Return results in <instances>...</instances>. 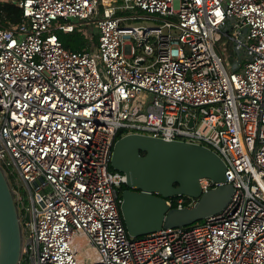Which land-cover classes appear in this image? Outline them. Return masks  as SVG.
<instances>
[{"label":"built area","instance_id":"obj_1","mask_svg":"<svg viewBox=\"0 0 264 264\" xmlns=\"http://www.w3.org/2000/svg\"><path fill=\"white\" fill-rule=\"evenodd\" d=\"M4 1L22 9L0 25V167L17 181L16 264H264V0ZM141 18L157 23L126 24ZM90 25L97 43L78 51L56 33L89 37ZM119 132L209 147L230 199L191 225L129 236L126 176L109 169Z\"/></svg>","mask_w":264,"mask_h":264},{"label":"water","instance_id":"obj_2","mask_svg":"<svg viewBox=\"0 0 264 264\" xmlns=\"http://www.w3.org/2000/svg\"><path fill=\"white\" fill-rule=\"evenodd\" d=\"M109 165L126 176L119 211L127 234L133 237L191 225L216 214L233 192L225 179L223 159L198 143L126 133L114 141ZM201 178L218 185L202 191ZM173 196H186L194 202L172 207L166 200ZM20 248L16 201L0 167V264H16Z\"/></svg>","mask_w":264,"mask_h":264},{"label":"rangeland","instance_id":"obj_3","mask_svg":"<svg viewBox=\"0 0 264 264\" xmlns=\"http://www.w3.org/2000/svg\"><path fill=\"white\" fill-rule=\"evenodd\" d=\"M1 1V0H0ZM118 3H120V1H118ZM125 13H129L128 10H125ZM130 13H138L140 14V11H137V10H133L131 11ZM73 22H78L77 19H74ZM157 22L152 20V19H147V18H141V19H130L126 22V24L130 25V26H139V25H152V24H156ZM85 26H82V25H79L78 28L79 29H82L84 28ZM94 30V27L92 25H90L88 27V32H92ZM76 31V30H75ZM56 33L58 35L61 36V38L64 40V42L68 43L69 45H75V46H78L80 43H82L84 45V47L86 45H89L90 43H93V44H96L97 43V34L96 32L91 33V36H90V33H88L89 37L88 36H85L83 35L81 32H62V31H56ZM91 37V38H90ZM223 41V40H222ZM135 43V46H136V51L137 52H140L141 49L140 47H138L136 45V42L134 41ZM83 47V48H84ZM217 47L220 49V51L222 52L223 56L226 58V60L231 63V61L233 60V57L232 55L234 54V52H231L229 50V46H227V41H225L224 44H220L219 42L217 43ZM82 48V49H83ZM81 49V50H82ZM9 179H10V185L11 186H14V187H17V181L16 179L13 177L12 174L9 175ZM19 190L20 192L24 195V196H27V193L26 191L20 186L19 187ZM191 201V199H190Z\"/></svg>","mask_w":264,"mask_h":264},{"label":"trees","instance_id":"obj_4","mask_svg":"<svg viewBox=\"0 0 264 264\" xmlns=\"http://www.w3.org/2000/svg\"><path fill=\"white\" fill-rule=\"evenodd\" d=\"M21 17H22V9L18 5H16L13 2H10V1H4V0L0 1V25L1 26H7L10 23H17L21 20ZM75 30L77 31V29L74 28L71 32H76ZM77 32L79 33V31H77ZM58 38L64 47L69 48L71 50L78 51L84 47V45L82 43H80L78 46L69 45L68 43L64 42V40L61 38L60 35H58ZM119 135H121L120 132L117 134V138L119 137ZM141 154H143V152H141ZM109 169L114 171V169H112L110 167V165H109ZM124 188H125V185L123 184V185H121L119 190L121 191ZM176 197L177 196H173L170 198L172 207L176 206V202H175ZM182 197H184V205H188L189 204V198L186 196H182Z\"/></svg>","mask_w":264,"mask_h":264},{"label":"crops","instance_id":"obj_5","mask_svg":"<svg viewBox=\"0 0 264 264\" xmlns=\"http://www.w3.org/2000/svg\"><path fill=\"white\" fill-rule=\"evenodd\" d=\"M91 32V31H90ZM94 32H95V30H93L91 33H93L94 34Z\"/></svg>","mask_w":264,"mask_h":264},{"label":"bare ground","instance_id":"obj_6","mask_svg":"<svg viewBox=\"0 0 264 264\" xmlns=\"http://www.w3.org/2000/svg\"><path fill=\"white\" fill-rule=\"evenodd\" d=\"M120 136V135H119Z\"/></svg>","mask_w":264,"mask_h":264}]
</instances>
